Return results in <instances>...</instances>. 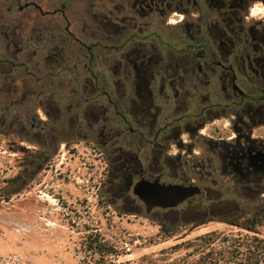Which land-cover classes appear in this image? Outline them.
Here are the masks:
<instances>
[{
  "label": "rangeland",
  "instance_id": "rangeland-1",
  "mask_svg": "<svg viewBox=\"0 0 264 264\" xmlns=\"http://www.w3.org/2000/svg\"><path fill=\"white\" fill-rule=\"evenodd\" d=\"M263 1L240 0V23L230 37L222 39V25L212 7L153 8L139 17L131 9V0H0V264H80L89 253L84 240L90 234L115 242L117 262L122 264H180L192 252L184 242L214 231L264 239V200L259 191L230 188L220 195L217 188L224 179L218 177L213 178L217 191L211 194L217 202L206 210V218L198 216L199 224L186 215L172 228L169 220L146 215L138 201L131 211L113 205V196L104 189L109 162L98 137L104 107L108 127L122 130L125 141L135 136L126 130L128 124L115 114L105 93L116 102L122 93L132 94L135 69L129 61L139 63L133 54L138 51L151 58L156 86L163 77L167 92V79L179 92L192 91L180 77L197 75L199 64L204 71L209 67L207 76L199 75L197 90L210 97L209 104L218 106L209 116L216 117L212 125L204 117L203 138L232 137L228 129L233 110L224 106L223 96L225 90L232 95L231 90L212 60L231 62L229 49L236 42L232 37L237 28L251 38V50L258 47ZM132 33L137 37L121 51L103 47L119 45ZM97 42L101 45H92ZM199 49L206 56L197 64ZM244 57L237 54L239 66ZM185 61H193L194 72L184 73ZM251 71L237 69L236 84L255 96L264 80ZM84 99L95 105L85 116L80 109ZM233 99L238 101L239 96ZM118 108L131 123L127 103ZM163 111L169 118V107ZM75 113L79 121L71 124L70 120L68 125ZM80 126L83 132L78 131ZM253 134L264 136V129H254ZM182 139L189 141L186 134ZM171 152H176L174 146ZM166 230L173 232L166 235Z\"/></svg>",
  "mask_w": 264,
  "mask_h": 264
},
{
  "label": "flooded vegetation",
  "instance_id": "flooded-vegetation-1",
  "mask_svg": "<svg viewBox=\"0 0 264 264\" xmlns=\"http://www.w3.org/2000/svg\"><path fill=\"white\" fill-rule=\"evenodd\" d=\"M184 2L189 3L190 1H181V7ZM130 6L139 17L153 12L151 10L153 9L152 0H131ZM192 6L197 8L198 5L193 2ZM183 12L188 13V9H184ZM106 18L108 15L102 20V24L105 23L104 26L107 25ZM259 24L261 28L257 32L264 34V21H260ZM235 47L231 43L229 49V56L233 57L231 62L212 60L213 67L216 70V67L219 68V77L230 88L232 94L230 95L226 90L223 92L226 101L224 106L233 110L231 126L228 129V134H232L230 138L229 136L226 138L212 136L203 138L202 129L206 124L204 117L207 116V120H210L208 124L212 125L211 123L216 117L209 116L218 106L217 103L209 104L210 97L197 90V83H200L199 75L207 76L211 72L209 67L204 71L199 64L197 65V75H188L186 80L180 77L182 83L186 81L193 88L192 91L179 92L175 89L173 81L167 79L173 76L168 75L167 78L165 77L167 79L166 87L170 89L167 92L164 90L163 77L159 81V85L156 86L157 82L153 79L150 68L151 58L147 57V54L142 56L141 51L133 53L134 57L139 59L137 65L134 63L135 60L129 61L135 69L134 91L131 95L122 93L121 96H118V102L112 101L107 93L105 96L115 114L128 124L126 130L135 136L125 141L121 139L122 130L114 131L113 128L108 127L106 125V107H104L103 116L99 119L103 122L98 129V137L103 139L100 149L104 151V156L109 162L104 189L106 194L109 193L113 196V205H119L130 211L134 209L136 201L143 206L133 195L134 185L142 179L166 184L197 185L201 188V195L190 198L181 204L187 206L186 209L178 210L177 207L181 205L167 209L155 208L148 214L169 220L172 228L175 227L174 225L184 222L187 216H190L191 223H197L198 216L205 218L208 216L206 210H209L217 202V199L211 196L214 191H217L214 188L218 185V182L213 181L215 177L224 179L220 187L217 188L220 195L228 192L230 188L253 189L259 191V195L264 200V136H254L253 134L254 129H264V86L259 87L258 94L255 96L245 92L239 94L237 90L233 89V85H237V69L249 68L253 72L256 70L254 64L260 65L257 70L264 80V60L247 57L239 66ZM15 50L19 52V49ZM199 50L201 53L195 58L197 64L198 60L206 56L205 50ZM184 64L185 74L194 72L193 61H185ZM91 87L97 89L94 84ZM235 95L239 96L238 101L233 99ZM126 103L131 123L118 108V105L123 106ZM165 106H168L172 111L167 119L165 111H163ZM80 109L82 115L85 116L94 111L95 105L84 99ZM189 110L191 113H188ZM57 112L59 113V109ZM78 115L77 113L72 115L66 121L67 124L77 123ZM159 119L162 120L160 125ZM39 123H41V119ZM132 123L135 125L134 128ZM78 131L83 132L82 126ZM183 134L189 137L188 142L182 139ZM81 140H86L85 133ZM172 146L175 147L176 152H171ZM195 147L198 148V151L195 150ZM176 176L182 181H163L164 178H176ZM206 202L210 205L206 206ZM143 208L145 212V207L143 206ZM185 210H188V214L185 213ZM203 222L201 221V224Z\"/></svg>",
  "mask_w": 264,
  "mask_h": 264
},
{
  "label": "trees",
  "instance_id": "trees-1",
  "mask_svg": "<svg viewBox=\"0 0 264 264\" xmlns=\"http://www.w3.org/2000/svg\"><path fill=\"white\" fill-rule=\"evenodd\" d=\"M181 1L183 0H152L153 8L155 9H159L161 7L168 8L172 6L176 7V10H178V7H181ZM189 1V3L184 2V4L192 6L193 2H196L198 5L197 8L200 10L209 7L215 9L216 14L218 15L217 23L222 25L220 35L222 39L230 37L229 35L233 33L231 32L232 29L235 28V25L240 23V17L237 13L239 10L240 0ZM194 8L197 9L196 7ZM234 30L236 38L234 36L232 38L236 39V42L233 43L236 46V53L244 54V59L250 57L257 60H264V34L259 33L260 36L257 39L258 47H253L251 50V38H248L244 31L239 30V28ZM136 37L137 36L132 33L119 45H107L103 47L109 50L121 51L127 43L133 41ZM255 39L253 38V40ZM75 40L82 44L79 40ZM92 45L97 46L101 44L97 42ZM192 47L198 46L189 44V48ZM254 67H256V70L253 72L251 71V75L254 77L259 76L261 78V74L257 70L260 65L254 64ZM248 222L255 224L252 220H249ZM246 230L253 232L251 228ZM171 232L173 231L166 230L165 234L171 235ZM84 243L89 253L80 261V264H122L117 262L118 254L117 244L115 242L100 236V234H90L87 235ZM184 245L185 249H192V252L181 258L180 264H264V239H260L255 236L233 237L225 236L223 234L221 235L214 231L200 235L193 240L186 241L184 242ZM206 249H209L207 253H205ZM196 255L198 256L196 257Z\"/></svg>",
  "mask_w": 264,
  "mask_h": 264
},
{
  "label": "water",
  "instance_id": "water-1",
  "mask_svg": "<svg viewBox=\"0 0 264 264\" xmlns=\"http://www.w3.org/2000/svg\"><path fill=\"white\" fill-rule=\"evenodd\" d=\"M39 10L42 12L40 8ZM233 89L244 94L235 84ZM133 195L143 204L145 214L148 215L155 208H175L186 200L201 195V188L197 185L166 184L142 179L134 185Z\"/></svg>",
  "mask_w": 264,
  "mask_h": 264
},
{
  "label": "crops",
  "instance_id": "crops-1",
  "mask_svg": "<svg viewBox=\"0 0 264 264\" xmlns=\"http://www.w3.org/2000/svg\"><path fill=\"white\" fill-rule=\"evenodd\" d=\"M124 81H125V78H124Z\"/></svg>",
  "mask_w": 264,
  "mask_h": 264
}]
</instances>
